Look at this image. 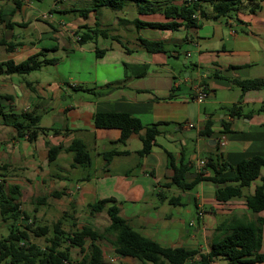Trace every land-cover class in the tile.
<instances>
[{
	"label": "crops",
	"instance_id": "1",
	"mask_svg": "<svg viewBox=\"0 0 264 264\" xmlns=\"http://www.w3.org/2000/svg\"><path fill=\"white\" fill-rule=\"evenodd\" d=\"M154 1L160 9L140 14L135 4V11L130 8L126 12L128 18L113 23L111 31L103 28L106 35L94 37L103 43L99 46L96 42L92 49L86 48L88 41L78 42L80 35L93 30L97 23L93 10L87 16L81 12L93 8L92 0H56L59 3L43 16L31 0H21L19 7L15 0L0 3V38L10 42L9 47L0 45V62H21L41 53L40 60H54L44 62L37 69L41 70L57 62L47 52L59 50L61 38L77 48L73 52H81L83 59L89 56L90 61L74 64L79 77L68 85L86 94H70L73 101L62 105L60 97L67 94L63 87L66 81L58 77L52 81L32 80L26 76L32 71L0 73V95L11 96L1 100L5 111L37 114L41 128L37 138L29 140L27 134L18 136L16 128L0 117V169L13 172H2L3 178L9 177L5 182L20 187V201L36 204L33 216L52 212L60 215V230L65 236L83 227L104 230L111 223L108 207L115 204L120 215L142 235L165 247L197 250L184 264H200L201 254L210 250L214 238L232 221L264 217V209L254 212L246 204L247 196L255 192L257 185L264 184V167L256 180L242 188L240 196L228 201H219L216 196L217 187L239 183L236 179L240 161L254 156L264 158V86L243 91L236 82L264 78V0H241L218 17L211 0H203L204 15L194 14L197 25L183 24L176 29L138 24V19L168 21L164 6L180 5L185 0ZM84 2L92 5L83 7ZM55 10L76 12L81 18L68 24L54 18ZM92 17L93 24L89 21ZM40 21L48 24L41 26ZM29 27L34 31L29 32ZM84 27L88 29L83 31ZM141 38L162 41L164 50H148ZM198 84L210 91L203 102L195 98ZM236 103L240 109L232 115L226 108ZM98 112L129 113L139 118L144 128L132 133L125 143L119 142L120 128L96 126ZM209 120L212 133L202 134ZM153 124H158L160 133L150 151L141 156L142 137L146 127ZM222 134L227 136L224 145L219 143ZM75 139L86 145L89 164L74 162L75 152L69 148ZM51 146H59L60 150L50 161ZM208 155H218L229 164L218 175L225 182L212 180L214 171L200 164ZM171 162L177 167L185 166L187 182L201 170L206 178L183 189L172 183ZM107 198L113 201L101 211L92 209L98 199ZM69 221L71 228L64 231ZM220 224L223 226L218 229ZM53 235L46 237L43 249L50 245ZM92 242L86 239V252ZM95 243L102 248L103 264H142L137 257L119 255L108 239H97ZM65 247L69 249L70 264H78L83 256L80 247L64 240L59 248ZM259 253H264V225ZM249 258L239 264H264V259ZM214 264L237 263L219 256Z\"/></svg>",
	"mask_w": 264,
	"mask_h": 264
},
{
	"label": "trees",
	"instance_id": "2",
	"mask_svg": "<svg viewBox=\"0 0 264 264\" xmlns=\"http://www.w3.org/2000/svg\"><path fill=\"white\" fill-rule=\"evenodd\" d=\"M129 0H92L93 8L82 9L81 12L87 16L92 10L105 6L112 9H122ZM137 5L140 14L152 13L160 9L154 0H131ZM201 1L203 0H185L182 4H166L163 8L164 14L168 18L166 22H146L138 19V24L149 25L162 29H176L181 25L186 27L196 26L197 21L194 14L200 12L204 15ZM241 0H211L215 16H220L229 12L237 2ZM16 7H19L21 0H15ZM106 35L104 29L88 30L82 33L78 42H85L94 39L95 36ZM141 43L151 51H163L162 41H150L141 38ZM0 45L10 46L4 38H0ZM100 50H98V53ZM41 53L33 54L21 62H15L13 59L0 62V73L7 74H25L37 70L44 62L51 60H40ZM243 91L250 89H259L264 86V78L243 79L236 81ZM2 98L10 99V95H0V117L5 124L12 125L16 128L18 136L22 137L27 134L29 140L37 138L39 130L40 116L32 112H15L5 111L1 104ZM232 115L239 109V104H233L226 108ZM211 120L206 123L202 134L211 135ZM95 124L103 128H120L122 133L119 142L125 143L129 136L134 132H139L144 128L141 120L126 112H98L95 114ZM226 125V124H225ZM160 133L158 124L146 127L145 136L142 137L143 146L139 153L141 156L146 155L152 148L154 138ZM59 146L49 148V160H53L59 153ZM69 150L75 152L74 162L79 164H89L91 161L90 154L86 145L79 139H75ZM112 151L109 153L111 154ZM204 169L211 168L215 175L211 178L215 182H225L226 179L220 175L227 167L228 163L221 160L218 155L206 156ZM109 160V156L106 155ZM174 175L172 183L183 189L192 188L199 181L206 178L204 170L198 172L197 176L190 182L185 180V166L177 167L172 162ZM264 167V158L254 156L244 159L237 164L239 181L236 185L219 186L216 189V196L219 201H228L232 197L242 194V188L249 186L262 173ZM0 171V212L5 219L19 220L22 218L28 224L31 220L28 214L21 209L20 187L17 184L5 186L6 179L3 178ZM113 201L112 198L98 199L92 209L96 212L101 211L107 202ZM246 204L254 212L264 209V184L257 185L255 192L247 196ZM108 215L111 223L104 230L99 231L90 227H83L81 230L72 232L65 236L60 230V223L54 226V235L49 239L50 245L42 249L38 244L31 241L32 231L35 235H45L48 228L31 229L26 225L23 228L13 227L6 238L0 239V264L7 261L11 264H70V254L68 247L60 249L62 242L69 241L72 246H78L83 254L78 264H103L102 248L95 243L97 239H108L112 242L115 250L122 256L137 257L142 264H160L167 261L169 264H184L193 257L197 250L186 249L184 247H165L157 241L142 235L135 230L128 221L120 215V210L115 204L108 207ZM264 217L258 216L256 221L237 219L227 227L226 231L216 236L207 253L201 254L200 264H214L215 259L219 256L225 257L231 262L237 264L247 261V258L254 256L253 260H263L264 253H259L262 246V226ZM223 224L218 226L221 229ZM110 236L113 238H110ZM92 239L90 250L86 252L84 244L86 239ZM250 259V258H249Z\"/></svg>",
	"mask_w": 264,
	"mask_h": 264
},
{
	"label": "rangeland",
	"instance_id": "3",
	"mask_svg": "<svg viewBox=\"0 0 264 264\" xmlns=\"http://www.w3.org/2000/svg\"><path fill=\"white\" fill-rule=\"evenodd\" d=\"M10 1V0H8ZM33 6L39 10L41 12V16L47 14L57 3L56 0H31ZM71 0H66V2H69ZM0 3L3 4V0H0ZM93 3V2H92ZM81 5V4H78ZM92 5L91 3H87L84 2L83 3V7L85 6H90ZM136 7L135 3L131 0L127 1L125 7H123L122 9H112L109 7H99L96 11L93 10V16L95 17V20L97 21L96 24L93 25V30L96 29H103V28H107L108 30H113L114 27L112 26V24H116L119 23V21L123 22L121 18H128L129 16L126 15V12L128 11V9L130 8H134ZM133 11H135V9H133ZM53 16L56 19H62L64 20L66 23H73V21L81 18L79 13L76 12H60V11H53ZM107 19V20H106ZM89 21L93 24L94 18H90ZM41 26L43 25H47L48 23L45 21H40ZM122 27V25L120 26ZM18 30L20 31H24V28L22 27H17ZM88 28L84 27L82 28V30H87ZM27 30L30 32L31 30L34 31L33 29H31L30 27L27 28ZM82 31H80L81 33ZM66 33V32H65ZM74 36H76V34H73ZM102 40V39H99ZM60 44L64 45V47H62L60 45L59 50H52L47 52V56L48 57H56L58 60L57 62H60V64H48V65H44V67L41 70H34L32 71L30 74H27V78H31L32 80H34L35 78H40V79H47V81H52L55 78H59L61 80V82L66 81L65 83H63V87H65L66 89V95L60 97V102L61 105L62 104H67L70 103V101H73V99L71 98L72 95L75 94H86L83 91H77V90H73L70 89L68 87L69 84H73L75 82V80L79 77L78 74L75 73L74 70V64H79V61H85V63H89V56H86L85 59H83L81 52L76 51L73 52L75 50H77V48L75 46H73L72 43H68L67 40H63L62 38L59 40ZM99 43V46L102 45V41H96V38L93 41H88L85 46L87 49H92L94 48V44L95 43ZM0 57L3 54V51H0ZM75 79V80H74ZM69 88V89H68ZM72 94V95H70ZM41 110H39L40 112ZM1 172H6L7 174L12 175L13 172L10 171L9 173L6 170H1ZM6 179H10L9 177H6ZM10 184L9 182H5V186L8 187ZM21 207L23 210H25L26 212H28V216L31 220H29L28 224L26 223V221H23L22 218L19 220H13V219H5L1 212H0V239L6 238L9 233L11 228L13 227H20L23 228L26 225L30 226L31 229H38L39 227L41 228H48V235L51 233H54V226L55 224L58 222V219L60 218L58 216V214L56 212H52L50 214H44V215H38L37 217L33 216V207L34 205H36L35 203L31 202L30 200H28V202H23L21 201ZM195 216V215H193ZM70 225H65L64 224V231H68L69 228H71V221H69ZM31 233V241L33 243H36L39 245V247H41L43 249L44 246H46L47 244V236L48 235H41V236H37L35 235L32 231H30ZM74 257L77 258V255H75ZM79 259V257L77 258ZM1 264H11L7 261L2 262Z\"/></svg>",
	"mask_w": 264,
	"mask_h": 264
},
{
	"label": "built area",
	"instance_id": "4",
	"mask_svg": "<svg viewBox=\"0 0 264 264\" xmlns=\"http://www.w3.org/2000/svg\"><path fill=\"white\" fill-rule=\"evenodd\" d=\"M210 96V91L203 85V84H198L196 86V94H195V98L197 101L199 102H203L205 101L208 97ZM227 140V136L225 134H222L221 137L219 138V143L220 145H224L226 143ZM200 164L202 166H204L205 164V160H201ZM200 214H202L200 212Z\"/></svg>",
	"mask_w": 264,
	"mask_h": 264
}]
</instances>
